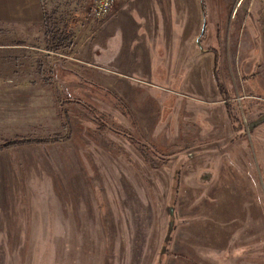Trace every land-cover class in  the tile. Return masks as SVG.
Listing matches in <instances>:
<instances>
[{"label": "rangeland", "instance_id": "obj_1", "mask_svg": "<svg viewBox=\"0 0 264 264\" xmlns=\"http://www.w3.org/2000/svg\"><path fill=\"white\" fill-rule=\"evenodd\" d=\"M239 1L116 0L96 41L58 10L70 42L0 81V264H264V0Z\"/></svg>", "mask_w": 264, "mask_h": 264}, {"label": "crops", "instance_id": "obj_2", "mask_svg": "<svg viewBox=\"0 0 264 264\" xmlns=\"http://www.w3.org/2000/svg\"><path fill=\"white\" fill-rule=\"evenodd\" d=\"M94 2L95 0H0V81L7 85L15 77L18 81L28 82L30 74H35L38 66L44 63L41 61L45 54L41 53L50 52L46 48V40L49 39L46 19L52 24L59 9L68 6L67 9L76 13L79 9L80 14H84L85 27H81L75 39L85 41L91 36L96 41L99 24L91 14ZM261 13L264 15V6ZM70 29L71 26L67 25L60 30L71 31ZM96 46H99L98 42L92 44V48Z\"/></svg>", "mask_w": 264, "mask_h": 264}, {"label": "trees", "instance_id": "obj_3", "mask_svg": "<svg viewBox=\"0 0 264 264\" xmlns=\"http://www.w3.org/2000/svg\"><path fill=\"white\" fill-rule=\"evenodd\" d=\"M43 1H46V0H43ZM46 22H47L46 23L47 24L46 32H48V34H49V39L58 40V42H60V43H62V42L64 43L66 40H69V42H70L71 32L60 31V29L59 30L53 29V26H51V24H50V20L46 19ZM221 87H223V86L221 85ZM19 143H25V142H9L8 144H5L4 147L10 148V147L18 145Z\"/></svg>", "mask_w": 264, "mask_h": 264}, {"label": "built area", "instance_id": "obj_4", "mask_svg": "<svg viewBox=\"0 0 264 264\" xmlns=\"http://www.w3.org/2000/svg\"><path fill=\"white\" fill-rule=\"evenodd\" d=\"M115 1L116 0H95L94 6L91 8V14L96 22L109 14ZM239 2H241V0Z\"/></svg>", "mask_w": 264, "mask_h": 264}]
</instances>
